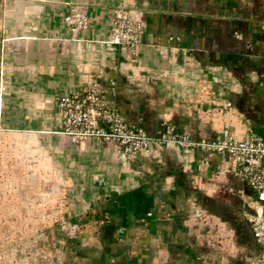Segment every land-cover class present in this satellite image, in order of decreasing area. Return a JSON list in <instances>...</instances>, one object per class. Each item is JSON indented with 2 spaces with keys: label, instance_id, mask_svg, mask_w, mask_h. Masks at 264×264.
<instances>
[{
  "label": "crops",
  "instance_id": "0c3cea01",
  "mask_svg": "<svg viewBox=\"0 0 264 264\" xmlns=\"http://www.w3.org/2000/svg\"><path fill=\"white\" fill-rule=\"evenodd\" d=\"M118 4L143 25L136 54L106 42ZM86 85L152 136H264V0H0V222L24 223L0 231V264H254L257 195L235 167L73 143L58 101Z\"/></svg>",
  "mask_w": 264,
  "mask_h": 264
},
{
  "label": "built area",
  "instance_id": "2783aa9c",
  "mask_svg": "<svg viewBox=\"0 0 264 264\" xmlns=\"http://www.w3.org/2000/svg\"><path fill=\"white\" fill-rule=\"evenodd\" d=\"M64 21L73 33H77L90 27L91 17L86 10L74 7L64 16ZM142 30V23L125 5L118 4L113 9L106 42L126 47L136 54ZM58 110L62 120L61 133L73 143L88 139L113 142L127 154L171 143L186 150L209 151L226 158L257 195L256 210L249 220L254 237L262 246L254 264H264V136L249 133L236 138L225 133L218 140L194 139L179 132L173 123H166L158 135L152 136L143 127L125 120L93 85L65 93L58 101Z\"/></svg>",
  "mask_w": 264,
  "mask_h": 264
},
{
  "label": "rangeland",
  "instance_id": "374dc122",
  "mask_svg": "<svg viewBox=\"0 0 264 264\" xmlns=\"http://www.w3.org/2000/svg\"><path fill=\"white\" fill-rule=\"evenodd\" d=\"M23 224L24 223H21V222H9V223H2V222H0V231H2V230H5L6 228L8 229L9 228V230H12L13 232L15 231V233H17V231H18V228L19 227H22L23 226ZM27 224H29V225H31L32 226V228H33V224L32 223H27ZM23 228V227H22ZM32 242V239H29V238H27V243H28V245H30L29 244V242ZM15 245H17V242L15 243Z\"/></svg>",
  "mask_w": 264,
  "mask_h": 264
}]
</instances>
